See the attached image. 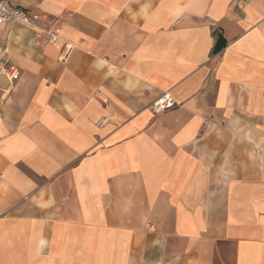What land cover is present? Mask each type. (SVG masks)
Returning a JSON list of instances; mask_svg holds the SVG:
<instances>
[{"label":"crops","instance_id":"0c3cea01","mask_svg":"<svg viewBox=\"0 0 264 264\" xmlns=\"http://www.w3.org/2000/svg\"><path fill=\"white\" fill-rule=\"evenodd\" d=\"M11 1L0 264H264V0Z\"/></svg>","mask_w":264,"mask_h":264},{"label":"built area","instance_id":"2783aa9c","mask_svg":"<svg viewBox=\"0 0 264 264\" xmlns=\"http://www.w3.org/2000/svg\"><path fill=\"white\" fill-rule=\"evenodd\" d=\"M39 20L38 15H32L27 10L17 7L11 0H0V27H15L17 25L36 27ZM46 35L49 42L57 43L58 35L55 30L46 32ZM71 51L72 47L68 46L67 54ZM0 75H3L11 84L19 79V69L11 62L9 47H0ZM11 93V88L0 87V103L8 101ZM175 106L176 103L172 96L166 93L153 104V111L159 114L173 109Z\"/></svg>","mask_w":264,"mask_h":264},{"label":"trees","instance_id":"16d2710c","mask_svg":"<svg viewBox=\"0 0 264 264\" xmlns=\"http://www.w3.org/2000/svg\"><path fill=\"white\" fill-rule=\"evenodd\" d=\"M219 38H220V37H219ZM219 38H218V39H219ZM215 51H216V48H215Z\"/></svg>","mask_w":264,"mask_h":264}]
</instances>
